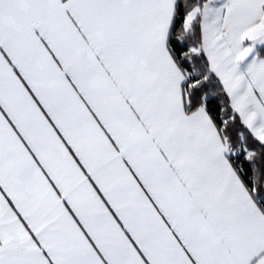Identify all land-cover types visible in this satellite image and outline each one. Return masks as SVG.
Segmentation results:
<instances>
[{
	"label": "snow or ice",
	"instance_id": "6c2138e0",
	"mask_svg": "<svg viewBox=\"0 0 264 264\" xmlns=\"http://www.w3.org/2000/svg\"><path fill=\"white\" fill-rule=\"evenodd\" d=\"M0 264H264V0H0Z\"/></svg>",
	"mask_w": 264,
	"mask_h": 264
}]
</instances>
